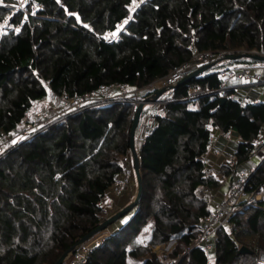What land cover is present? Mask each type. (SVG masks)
<instances>
[{
    "label": "trees",
    "instance_id": "obj_1",
    "mask_svg": "<svg viewBox=\"0 0 264 264\" xmlns=\"http://www.w3.org/2000/svg\"><path fill=\"white\" fill-rule=\"evenodd\" d=\"M15 3L0 0V23L12 26L0 33V132L12 131L48 89L78 94L111 83L143 87L190 61L192 47L227 57L240 48L264 54V0H27L24 9ZM123 21L126 31L118 29ZM244 62L263 61L215 64L165 93L163 106L143 110L154 122L138 153L141 197L82 264H126L140 256L142 264H162L154 253L145 255L150 245L173 239L176 264H258L264 249L258 207L233 214L229 229L216 231L213 255L192 245L211 208L204 188L222 184L205 170L212 128L238 134L237 167L264 121L263 101L241 103L229 92L221 100L211 92L220 85V69ZM195 85L206 92L188 100ZM132 107L85 110L0 158V264H54L107 218L100 202L130 152ZM232 170L220 168L225 176ZM249 183L264 185V160ZM149 221L146 243L128 247Z\"/></svg>",
    "mask_w": 264,
    "mask_h": 264
},
{
    "label": "built area",
    "instance_id": "obj_2",
    "mask_svg": "<svg viewBox=\"0 0 264 264\" xmlns=\"http://www.w3.org/2000/svg\"><path fill=\"white\" fill-rule=\"evenodd\" d=\"M118 29L126 31L125 21L120 23ZM249 53L263 54L256 50H251ZM224 55L221 52L202 51L192 47L190 61L181 63L163 77L157 78L143 87L128 83H111L78 94H69L67 91L55 92L48 89L46 94L39 99L47 101V107L39 108L32 106L24 112L21 120L12 131L0 132V158L4 157L9 150L16 148L21 142H28L37 135L49 130L52 126L63 122L68 117L88 109L102 108L117 103H130L136 107L143 99H147L144 102L143 110L149 104L163 106L167 102V99L162 96L171 90L169 88L170 85L177 83L187 72L203 64L210 62L220 64L229 61L228 57ZM218 74L221 82L217 88L211 90L212 93L224 96L226 92H229V96L235 98V94L232 92L236 87L257 88L261 93H264V69L255 68L249 65L248 62L229 65L220 69ZM234 81H237V84L234 85ZM162 88L166 90L158 95V90ZM141 91L147 92L148 95L141 97ZM205 92L200 86L195 85L189 89L186 98L188 100H196ZM262 101L264 103V99L261 100L259 96L253 99L254 103ZM241 103H244V100ZM153 122L152 117H146L143 122H140V127H142L141 140L149 132ZM221 134L224 137L228 136V133L222 130ZM212 141L213 137L211 135L209 138V148H211L215 155H219L220 151L213 147ZM126 159V157L123 158V160ZM262 160H264V121L258 135L252 140V147L245 165L241 168L235 167L236 169H234L235 160L229 159L227 162L233 168L231 181L221 198L210 200V211L200 224L199 233L192 243L193 246H201L205 251L213 253L215 245L214 237L217 229L228 222L233 214L244 211L248 206L258 207L264 212V185L260 184L255 188H250L251 185L249 183L250 175ZM131 162H133L132 158ZM131 174L132 165L127 166L123 164V169L114 175L110 187L113 193L119 194L126 190L131 184ZM204 192L211 193L207 187L204 188ZM113 233L114 231L107 230L102 233L99 232L91 236L87 241L77 244L73 252L64 259L63 264L84 263L89 248L104 236ZM179 258V255L171 257L163 254L160 260L163 264H176ZM256 260L258 264H264V249L258 250Z\"/></svg>",
    "mask_w": 264,
    "mask_h": 264
},
{
    "label": "crops",
    "instance_id": "obj_3",
    "mask_svg": "<svg viewBox=\"0 0 264 264\" xmlns=\"http://www.w3.org/2000/svg\"><path fill=\"white\" fill-rule=\"evenodd\" d=\"M228 62V61H226ZM225 62V63H226ZM253 67L255 68H258V69H264V64H257V65H252ZM233 84H237V81H234ZM242 87H236L234 88L233 92L236 96H235V99L239 100L240 102L242 100L245 101H250L252 103L253 102V99H255L257 96H259V98L261 100L264 99V93L260 92L258 89H254V88H245V89H248L247 92L245 93H242L241 92V89ZM257 90V91H256ZM239 95V97H238ZM148 107V106H147ZM146 107V108H147ZM146 119V116L145 115H142L141 116V120L140 122L144 121ZM228 133V136L227 137H224L222 134H221V130L218 129L217 127H213L212 130H211V135L213 137V141H212V144H213V147L217 148L219 151H220V154L219 155H215L213 153V151L211 150V148L208 149L207 153L204 155V161H205V170H206V173L207 174H212L214 176H216L219 180H222V184L220 185V187H218L217 189H214V190H211V196L213 197L212 199L213 200H217L219 198H221L223 196V194L225 193L226 189H227V186L229 184V182L231 181V177H232V174L231 175H227L225 176L221 171H220V168H221V165H225L227 164L228 165V161L229 159H233L235 160L234 158V150L235 148L237 147V144L240 140L238 134L236 133V131H230V132H227ZM136 151H137V154L139 153V149H140V144L142 142L141 140V127L139 126V131L138 133L136 134ZM245 165V162L241 163L240 165H238L237 167L238 168H241ZM234 169L235 168V163H234ZM132 183V182H131ZM135 196V191H133V188H132V184H130L125 192L123 193V195L121 196L122 198L119 199L121 200L120 203L121 205H125L127 204L129 201H131L133 199V197ZM129 215H126L125 217H123V221L122 222H125L127 220ZM119 224H113L112 227H110V229H115L118 227ZM128 262V261H127ZM126 262V264H127Z\"/></svg>",
    "mask_w": 264,
    "mask_h": 264
},
{
    "label": "rangeland",
    "instance_id": "obj_4",
    "mask_svg": "<svg viewBox=\"0 0 264 264\" xmlns=\"http://www.w3.org/2000/svg\"><path fill=\"white\" fill-rule=\"evenodd\" d=\"M27 2V0H16V3H15V9H24V5H25V3ZM138 5V3L136 4V6ZM10 13H8V15H9ZM12 26L11 25H9L8 23H7V21H3V22H1L0 23V33H2V31H4V29H6V28H11ZM247 51L246 50H244L243 48H240L239 50H238V53H246ZM221 53H223V55L225 54V52H221ZM225 56V55H224ZM227 63V62H226ZM248 64L249 65H257V64H264V62H261V63H254V64H250L249 62H248ZM187 72V71H186ZM242 90H241V92L242 93H245V92H247V90L248 89H245V88H241ZM254 89H257V88H254ZM259 90V89H258ZM146 91V90H145ZM145 91H141V93H140V95H141V97L142 96H146V95H148L147 94V92H145ZM257 91V90H256ZM236 96V95H235ZM238 97H239V95H238ZM136 104V103H135ZM133 105V104H132ZM155 104H149V106L146 108L147 109V112L146 113H148V111H151V108H152V106H154ZM157 105V104H156ZM196 105V102H194V101H189V103H188V106L189 107H193V106H195ZM33 106H35V107H39V108H44V107H47L48 106V103H47V101H44V100H36L35 102H34V104H33ZM133 108V110H132V116H133V114H134V111H135V107L133 106L132 107ZM145 115V114H144ZM148 117V116H147ZM141 120V119H140ZM142 122V121H141ZM141 123L139 122V125H140ZM141 130H142V127H141ZM138 131H139V126L136 128V130H135V138H136V134L138 133ZM135 142H136V139H135ZM135 145H136V143H134ZM135 149H136V146H135ZM130 151V150H129ZM129 156V157H128ZM126 160H123L122 161V163L123 164H125V165H127V166H129V165H132V174H131V177H132V179H131V184H132V188H133V191H135V193H136V188H137V183H136V178H135V174H134V170H133V162H131V158H132V155H131V152H129V154L126 156ZM133 160V159H132ZM125 192V191H124ZM123 192V193H124ZM123 193H119V194H116V193H113V191L111 190V189H109L107 192H106V194H105V197L102 199V205L104 206V208L106 209V212H107V217L108 216H110V215H112L114 212H116L117 210H119L122 206H124V205H121V203H120V201L121 200H119V199H121L122 197V195H123ZM134 198V197H133ZM208 198H209V202H210V200L213 198L212 196H211V193L209 194V196H208ZM130 202V201H129ZM128 202V203H129ZM211 205V204H210ZM126 215H129V213L128 214H125V215H123L122 217H120L119 219H117L115 222H113L111 225H109L108 226V228H106V229H104V230H102V231H100V233H102V232H104V231H111V229H110V227H112V225L113 224H119L118 225V227H120L124 222H122L123 220V217H125ZM122 220V221H121ZM230 224H231V220H229L228 222H226V223H224L222 226H220L219 228H222V229H229V227H230ZM150 226H151V224H150V221L147 223V224H145V225H143L141 228H140V230L133 236V237H131L130 238V241L128 242V244H127V246L128 247H130L132 244H134L135 242H141V243H146V236H147V234H148V232H149V229H150ZM117 227V228H118ZM218 228V229H219ZM217 229V230H218ZM99 233V232H98ZM105 237V236H104ZM103 237V238H104ZM103 238H101L100 239V241H102L103 240ZM214 239H216V235H215V237H214ZM100 241H98V242H96V243H99ZM174 243H175V239H173V240H171V241H169V242H166V243H161V244H157V245H150V251H149V253H147L145 256H150V254L151 253H154L155 255H156V259L158 260V261H160L161 262V260H160V257H161V255H163V254H166L167 256H170V251H171V249H172V247H173V245H174ZM214 253H212V255H213ZM212 255H210V262L212 263L213 262V256ZM128 262H127V264H142V261H143V256H140V257H138V258H135V259H132V258H130V259H128L127 260ZM162 263V262H161ZM163 264V263H162Z\"/></svg>",
    "mask_w": 264,
    "mask_h": 264
},
{
    "label": "water",
    "instance_id": "obj_5",
    "mask_svg": "<svg viewBox=\"0 0 264 264\" xmlns=\"http://www.w3.org/2000/svg\"><path fill=\"white\" fill-rule=\"evenodd\" d=\"M228 59L229 60L256 59V60L264 62V54H254V53L246 52V53H239V54L230 56V57H228ZM215 64H216V62H210L207 64H203V65H201L195 69H192L191 71H189L185 75H183V77L177 83L170 85L169 88L170 89L175 88L179 84L186 82V81L190 80L191 78H193L194 76H197V75L203 73L205 70L209 69L210 67H212ZM165 90H166L165 88H162V89L158 90L157 94L160 95ZM225 99H226V97L222 95L221 100H225ZM146 101H147V99H143L135 107V111L133 114V121H132L131 129H130V149L129 150L131 152L132 159H133V170H134L136 183H137L135 196L129 203L125 204L119 210L114 212L112 215L108 216L95 229H93L91 232H89L84 237H82L77 244L87 241L91 236H93L94 234L108 228V226L111 225L113 222H115L117 219H119L123 215L129 213L135 207V205L137 204V202L139 201V199L141 197L143 185H142V178H141L140 169H139V156H138L137 151L135 149L134 143H135V130L139 125L143 106H144V102H146ZM77 244L70 247L66 252H64L54 262V264H63L64 259L67 258L73 252V250L75 249V246ZM239 252H242V253L249 252V249H247L245 246H240Z\"/></svg>",
    "mask_w": 264,
    "mask_h": 264
}]
</instances>
